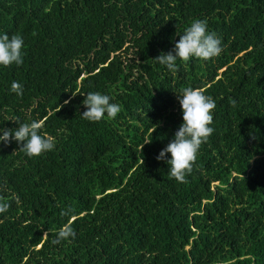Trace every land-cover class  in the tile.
Here are the masks:
<instances>
[{
  "label": "trees",
  "instance_id": "obj_1",
  "mask_svg": "<svg viewBox=\"0 0 264 264\" xmlns=\"http://www.w3.org/2000/svg\"><path fill=\"white\" fill-rule=\"evenodd\" d=\"M194 19L221 54L175 72L154 60ZM5 33L24 47L0 66V128L38 121L54 148L0 141V264H264V0H0ZM186 87L216 107L180 183L157 156ZM89 92L121 111L84 119ZM65 224L75 237L53 244Z\"/></svg>",
  "mask_w": 264,
  "mask_h": 264
},
{
  "label": "clouds",
  "instance_id": "obj_2",
  "mask_svg": "<svg viewBox=\"0 0 264 264\" xmlns=\"http://www.w3.org/2000/svg\"><path fill=\"white\" fill-rule=\"evenodd\" d=\"M179 35V34H178ZM24 40L21 35L8 34L0 35V66L9 67L13 64L20 66L23 64L22 49ZM221 40L214 32H209L207 22L194 19L183 34L180 35L173 51L167 54L161 53L154 60L161 65H166L173 72L177 71V59L188 62L191 58L208 60L219 56L222 52ZM174 53V54H173ZM11 91L18 96L23 94V86L13 81ZM183 123L176 131L172 141L161 150L157 160H162L165 154H170V159L166 161L169 166V175L177 182H186V175L191 174L193 164L196 161L198 151L203 143H206L212 135L214 129L210 125L213 123V110L216 103L211 96L205 95L199 88L186 87L177 95ZM69 103L68 100L64 104ZM231 103L235 105L236 101ZM86 111L81 115L88 121H100L105 114L109 118H115L121 111V106L110 103V97L99 92H89L83 99ZM61 107V106H60ZM60 109V108H59ZM59 111V110H58ZM42 124L38 121L31 123H19L15 130L0 128V141L7 145L10 140H15L22 145L21 150L28 157H37L42 153L51 151L54 148V141L51 138L39 134ZM143 145L141 146V148ZM10 207L9 203L0 202V213L6 212ZM72 213L69 208L61 212L62 216ZM75 232L70 224H65L58 230L53 244H58L62 240L74 238Z\"/></svg>",
  "mask_w": 264,
  "mask_h": 264
}]
</instances>
